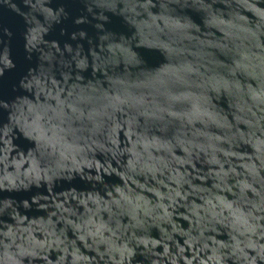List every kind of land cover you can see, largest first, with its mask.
I'll use <instances>...</instances> for the list:
<instances>
[{"label":"water","instance_id":"95a60500","mask_svg":"<svg viewBox=\"0 0 264 264\" xmlns=\"http://www.w3.org/2000/svg\"><path fill=\"white\" fill-rule=\"evenodd\" d=\"M0 264H264V0H0Z\"/></svg>","mask_w":264,"mask_h":264}]
</instances>
